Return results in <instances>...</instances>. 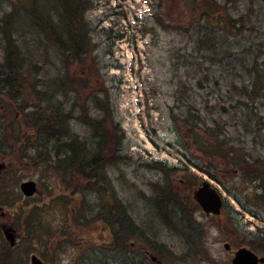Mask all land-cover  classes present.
<instances>
[{
    "label": "rangeland",
    "instance_id": "1",
    "mask_svg": "<svg viewBox=\"0 0 264 264\" xmlns=\"http://www.w3.org/2000/svg\"><path fill=\"white\" fill-rule=\"evenodd\" d=\"M93 1L86 14L91 47L82 57L87 60L85 68L79 63L66 68L59 51L48 45L32 48L31 37L26 42L43 68L37 78L40 82H54L72 67L84 71L83 77L93 86L109 90L114 110V144L104 151L109 159L98 170V185L81 179L82 186L76 192L77 181L73 185L71 174L61 172V162L56 158L57 152L62 155L69 147L40 136L19 109L18 101L0 92V160L6 165L2 171L7 174L6 181L12 185L0 192L15 214L13 223L10 215L2 217L0 210V222L13 227L18 238L28 236L24 252L7 258L13 264H30V254L39 253L32 244L45 242L49 246L51 241L50 248L55 246L59 252L54 261L46 257L50 264H228L222 244H216L211 252V218L195 206L193 195L204 182L211 183V171L222 166L232 175L234 171L221 157L213 159L195 150L184 120L195 115L207 118L211 134L220 131L224 150L235 153V162L245 160L246 174L264 175V2ZM11 10V0H0V61L6 46L1 24ZM230 18L237 28L228 26ZM214 19L224 20V27L236 33L225 28L210 35L208 25H213ZM14 37L23 42L17 32ZM255 63L263 72V80L257 86L258 98L248 100L243 89L253 83L249 68ZM73 97L69 94L59 100L69 112L65 130L86 141L89 138L88 153L92 155L97 150L95 135L78 119L79 107L71 112L76 102ZM36 98L33 103L39 104ZM77 104L84 105V97ZM41 105L44 108L45 104ZM90 106L88 115L100 118L93 103ZM173 116L179 117V125ZM42 177L43 191L24 201L20 183ZM47 186L52 190L47 191ZM160 193L179 197L185 217L172 205L162 211ZM110 203L119 211L121 205L136 225L147 230L143 242L130 241L122 249L110 251L111 232L101 220L102 209ZM229 204L236 207L231 200ZM239 218L234 220L243 224L249 221L245 215ZM150 243L158 251H153ZM8 244L0 240V256L8 254Z\"/></svg>",
    "mask_w": 264,
    "mask_h": 264
},
{
    "label": "trees",
    "instance_id": "2",
    "mask_svg": "<svg viewBox=\"0 0 264 264\" xmlns=\"http://www.w3.org/2000/svg\"><path fill=\"white\" fill-rule=\"evenodd\" d=\"M11 1L12 10L6 14L3 24H1L6 46L4 59L0 61V92H5L8 99L18 101L19 109L22 110L26 118L29 117L32 121L31 124L27 123L31 125L33 130H37L40 136L47 140H54L57 144L64 143L65 146L69 147V151H64L62 155H60L61 152L59 154L56 150V158H58L57 162H61L59 165L60 169H62L61 172L71 174L73 185L75 184L74 181H77L78 184L75 185L76 192H79L82 186L80 183L81 179L98 185L100 181V171L98 172V170L109 159L104 151L106 147L111 146V143L114 144V135L111 133L114 110L110 103L109 90L104 86L102 89L99 86H93L90 79L83 77L85 75L84 71H77V69H72V67L68 73L65 72L56 77L54 82L52 80L40 82L37 78L41 76V69L43 68L39 65L35 54H32L33 49L27 48L26 42L27 38L31 37V43L34 44L32 48H43L48 45L55 51H59L60 56L62 55V64L66 68L74 65V63H79V66H84L83 68H85L86 65L83 63L87 62V60L82 57L87 55L91 47L90 28L86 20V14L93 8L94 1ZM207 16L211 18L210 13ZM22 19L24 24L20 25L22 24ZM204 21L205 19H202L201 22L206 25ZM224 22L222 19L217 21L214 19L213 25H208L210 29L212 28L210 35L217 34L215 31H225ZM228 26L237 28L235 20L232 18H230ZM226 29H228L226 30L228 33H236V31L232 32L230 28ZM16 32L22 37V43L17 37H14ZM214 39L216 40L217 37L215 36ZM249 73L253 74V83L243 90L249 96L248 100H256L258 98V96H255L257 94V86L263 80V72L260 70L259 65L255 63L249 68ZM69 94H73L72 100L76 101L71 112L79 107L82 111L78 119L81 123L92 128L94 132L93 141L97 145V150L92 155L88 153L90 150L87 142L90 140L89 138L86 141L76 136L77 134H72L69 129L65 130L66 126L68 127L69 112H66L67 105L59 100L60 97L66 98ZM250 95H253V97ZM35 96H37L36 101L39 104L33 103ZM83 97L84 105L80 107L77 103L83 101ZM92 103L94 110L101 113L100 118L88 115L87 110L91 111L90 105ZM41 104H45L44 108L41 107ZM173 118L176 124L179 125V122H181L179 117L173 116ZM181 119H184V117H181ZM184 121L186 122L185 126H187L186 131L193 137L196 143L195 150L200 155H208L213 159L221 157L229 167L240 164L237 161L235 162L234 152L224 150L226 144L221 139L220 131L216 130L211 134V122L207 118L195 115L188 117ZM58 149L60 150V148ZM48 158H50V155H48ZM240 160L242 159L239 157ZM191 163L193 166L199 167L193 161ZM158 197H160L162 211L172 205L173 208L179 209L183 213V217H185V209L177 200L179 197L175 195L169 196V193H160ZM7 205L12 207L9 203ZM115 205H117L116 202ZM115 205L106 204L101 211L102 219L100 217L111 232V243L113 245L111 252L122 249L130 241L143 242L147 236V230L136 225L135 221L126 215L127 211L121 205L120 211L115 210L117 208ZM163 205L165 206L163 207ZM113 213L114 215L116 213L122 216L117 217ZM169 213L175 216L172 212ZM123 214L126 217L123 218ZM87 224L85 223V225ZM149 246H151L153 251H158L152 243Z\"/></svg>",
    "mask_w": 264,
    "mask_h": 264
},
{
    "label": "flooded vegetation",
    "instance_id": "3",
    "mask_svg": "<svg viewBox=\"0 0 264 264\" xmlns=\"http://www.w3.org/2000/svg\"><path fill=\"white\" fill-rule=\"evenodd\" d=\"M243 161L245 160H242L240 162L241 164L238 165V170H234V165L230 166L234 171L233 175L228 168H224L223 166L216 172L211 171V193L217 195L220 200V209L218 213L215 211L217 207H214L215 204L212 198L210 215L203 211L195 200L194 195L193 200H195V206L200 208L206 217L211 218V252L216 244H222V248L227 253L226 257L228 264H234L235 258L242 250L249 251L261 259L262 262H259L258 264H264V175L246 174L247 172L244 171L243 166L245 162ZM0 163L4 164L2 160H0ZM5 168L6 165L4 164V168L2 170L0 169V172ZM4 175L6 176L7 174L3 172L0 174V191L4 190L6 192L12 185L7 183ZM238 179L240 181L239 183L233 182ZM26 181H34L36 183V194L33 197H25L24 195L22 197L24 201H30L31 198L38 196L40 192L43 191L41 185L45 184V178L42 177L40 180L29 178ZM21 184L22 183L19 185V189ZM51 190L52 186H47V191ZM0 197V210H2V217L10 215V218L14 223L13 219L15 214L10 212L7 202L3 199L2 192H0ZM229 200H231L236 207L233 208L229 204ZM243 215L247 216L249 221H246L243 224L238 219L234 220L239 217V219H241ZM0 229L3 232V236L0 234L3 240L9 243L7 246L8 249L6 248L8 254L5 255V257L0 256V264H13V262L9 260V257L17 254L19 251H23L22 249H25L23 243L28 236L18 238L16 230L13 227L3 225L2 221L0 222ZM28 229L27 233L29 232ZM8 230H10L15 236L14 245H12L6 238L5 232ZM213 231H216L215 233H217L215 234L217 235L215 238L212 237ZM2 238L0 240H2ZM49 238L52 239V236ZM49 243L51 244V241H49ZM50 244L49 246L45 242L38 244V246L32 244V249L39 251V253L32 252L30 254V264H32L33 257H37V259L43 264H50L45 261L46 257H49L54 261L57 257L56 252H59V249L55 248V246L50 248ZM8 255L9 257L7 258ZM211 259H213V257H211Z\"/></svg>",
    "mask_w": 264,
    "mask_h": 264
},
{
    "label": "water",
    "instance_id": "4",
    "mask_svg": "<svg viewBox=\"0 0 264 264\" xmlns=\"http://www.w3.org/2000/svg\"><path fill=\"white\" fill-rule=\"evenodd\" d=\"M262 1L264 2V0ZM3 168L4 165L0 163V169L2 170ZM21 191L27 197L33 196L37 191L35 182H24L21 185ZM195 198L199 202V204L203 207V209L207 214L211 213V198H212L215 204L214 207L215 208L217 207L215 211L216 213L219 212L220 200L214 193H211V186L208 183H204L203 186L200 187L195 192ZM5 235L7 240L10 241L12 245H14L15 236L13 235V233L10 230H8L5 232ZM258 261H259L258 258L254 254H252L249 251L242 250L238 253L237 257L235 258L234 264H257ZM32 264H43V263L39 259H37V257H33Z\"/></svg>",
    "mask_w": 264,
    "mask_h": 264
}]
</instances>
